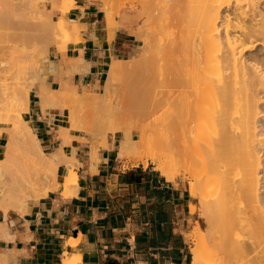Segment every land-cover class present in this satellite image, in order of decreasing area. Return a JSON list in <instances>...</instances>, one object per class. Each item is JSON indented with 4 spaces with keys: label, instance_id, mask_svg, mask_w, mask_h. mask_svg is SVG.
Here are the masks:
<instances>
[{
    "label": "bare ground",
    "instance_id": "6f19581e",
    "mask_svg": "<svg viewBox=\"0 0 264 264\" xmlns=\"http://www.w3.org/2000/svg\"><path fill=\"white\" fill-rule=\"evenodd\" d=\"M104 2L106 4L104 6H107L108 3ZM161 2L159 15L155 17L159 24L154 27L155 30L159 29V32L152 31V34L155 31L156 35L151 34L144 50L147 62L140 61L133 72L132 80L128 82L131 104L122 106V110L142 109L145 119L143 122L151 119L149 125L144 123L143 126L139 124L138 127H129L131 129L125 127L127 129L121 130L122 126L117 124L115 118V112H121L120 101H109L113 107L106 101L110 106L104 108L105 112L107 110L112 112L111 115L109 112L106 114L108 113L107 116L112 120L113 117L116 119L115 127H120L115 130V133L119 131L121 134L118 158L137 162L151 160L157 164L156 170L165 174L168 180L173 174L181 172L180 169L185 168L186 163L183 164L184 167L181 165L182 168L176 169L177 155L180 153L189 155L188 159L190 158L193 167L191 195L201 198L202 213L209 225L204 231L198 224L191 235L195 243L192 264H264V0H161ZM18 4L14 0H0V124L9 126L4 156L0 159V209L6 214L11 210L25 211L29 203L47 197L50 192L61 188L65 197L75 195L78 192V171L81 168V163L75 157L77 150L73 149L72 156L65 155L62 149L50 155L44 151L37 134L27 120L31 92L25 93V88L30 86L26 84L24 88L20 87L23 86L25 79L22 82L24 77L19 78L22 71L31 73L32 67V73H36L33 68L37 69L30 83L32 90L37 89L44 112L51 107L59 108L61 104L56 101H62L65 96L66 100L74 96L69 93L66 95L62 90L61 95H64L62 100H55L57 92L53 94L54 100L52 99L46 79L51 72L54 73L61 67L53 68L52 64L55 63L47 60L46 56L49 50L47 42L55 34L67 39L73 34L78 37L80 24L66 17L75 6V2L63 0L61 6L54 2L53 8L59 10L61 14L58 23L54 22L52 11L39 12L31 9L32 11L27 12ZM174 10L180 15L176 16V13L172 12ZM171 12L172 18L169 17ZM173 17L176 18L175 23ZM153 20L154 17L151 22ZM173 27L174 29L179 27L180 32L175 31L176 33H173L176 35L171 33L170 37V33H167ZM30 34L36 35L38 40H35V37L34 40L29 38ZM146 34L148 35L147 32ZM144 37L145 35L141 39ZM27 39L35 42L30 43L31 48L27 45ZM61 41L65 43L64 39ZM150 56L152 59H147ZM75 61L77 65L75 63H73L75 66L70 65L76 70H71L72 72L83 74L89 69L88 63L81 61V58ZM125 63L123 60H115L111 71L114 73L125 69L127 66ZM36 65H40L41 71ZM69 68L67 70H70ZM67 70L65 69L66 72ZM192 93L193 100L189 101ZM59 94L60 92L57 95ZM24 95L28 99L24 111H11L14 102ZM93 96L94 94H91L89 96L91 98L86 97L88 108L91 104H96L95 111L103 110L106 99L103 100L104 98L99 96L98 100L102 99L103 105L99 103L101 100L99 102L95 100L94 104L91 99L97 97ZM84 97L79 94L73 97L77 98V101L81 99L78 103L76 101L78 105L75 106V113L81 108L76 114L70 111L75 102L69 100L72 106L67 108L68 122L57 132L58 138L65 145L72 143L70 142L72 133L77 131L85 135L82 139L94 138V132L99 125L98 117L103 115L107 120L105 122L109 124L111 122L110 118L102 114L104 110L101 114L95 113L96 119L91 115L94 111L91 108L88 110L86 108L85 113L79 105ZM185 106L193 108V120H185L180 116L181 110L186 109ZM83 118L84 120L88 118V122L94 118L97 122L93 120L89 124H83ZM102 121L100 126L103 130L105 122ZM152 122L163 124V128L159 127L161 130L164 127L172 130V133L175 130L176 136H173V140L170 138L171 133L168 135L170 142H167L166 146L162 143L164 149H161V146L158 149L156 144L158 140H151L153 136H150V139L147 137L148 127L153 133L151 135L156 134L154 129H151V126H154ZM91 123H94L93 127ZM108 123H105L108 128L104 129L106 132L110 127ZM3 130L5 127H0V135ZM137 131L142 135L139 141L134 138ZM102 144L107 146L105 142ZM143 147L145 149L141 151ZM19 150L38 161L54 163L40 178V182L31 186L21 199L15 197L5 177V170L8 168L9 171L11 167L10 155ZM98 151L92 149V158L95 161H98ZM60 167L64 168L63 178L59 176ZM195 211L196 207L193 206L192 212ZM1 226L2 224L0 229ZM3 229L2 233L7 232L5 230L3 232ZM7 259L0 255L1 263L6 264ZM62 264H82L81 255L66 253Z\"/></svg>",
    "mask_w": 264,
    "mask_h": 264
},
{
    "label": "crops",
    "instance_id": "0c3cea01",
    "mask_svg": "<svg viewBox=\"0 0 264 264\" xmlns=\"http://www.w3.org/2000/svg\"><path fill=\"white\" fill-rule=\"evenodd\" d=\"M74 2L66 17L80 24L78 37L71 35L63 50L54 48L50 60L59 68L82 57L89 69L71 76L57 69L47 80L52 90L63 83L70 89L92 90L102 84L115 60L129 58L137 47L126 29L111 32L99 0ZM53 16L59 19V10ZM28 114L45 152L62 149L72 156L73 149L77 150L79 187L69 197L63 195V188L50 192L29 203L26 212L6 214L0 209V224L4 225L0 255L8 258L6 264H62L66 253L81 255L82 264H189L187 236L199 215L197 210L192 212L197 204L187 189L176 180L168 181L150 165L125 168L118 158L120 140L116 136L107 138L98 161L92 158L91 146L81 142V133H72V143L65 145L57 132L66 126L68 112L58 108L44 112L37 91L30 95ZM5 140L3 132L0 155Z\"/></svg>",
    "mask_w": 264,
    "mask_h": 264
},
{
    "label": "rangeland",
    "instance_id": "374dc122",
    "mask_svg": "<svg viewBox=\"0 0 264 264\" xmlns=\"http://www.w3.org/2000/svg\"><path fill=\"white\" fill-rule=\"evenodd\" d=\"M16 3H19L20 5H22V6H20L19 4V6L20 7H22L21 9H26V11L27 12H30V11H32V10H35V11H47V12H51L52 11V18L54 19V16H53V13H54V11L55 10H57V9H55V8H53V4H54V2L56 3V1L57 0H14ZM103 1V2H102ZM104 1H106L107 3H108V5L107 6H104V5H106L105 4V2ZM99 3L101 4V9H102V11H103V13L105 14V19H106V21H107V24H108V26H109V29L111 28V32H113L114 30H116V29H126L127 30V32L136 40V45H137V47H136V50H135V52L133 53V55H130L129 56V58H127V59H125V60H123V62L127 65V66H125V69H123V70H121V71H119V72H112L111 71V68H112V66H113V63H112V65L110 66V68H108L107 69V72L104 74V77H103V81H102V84L101 85H97L96 87H94L92 90H90V91H85V90H82V89H78L77 87H72V90L70 89V87L67 85V83H63L62 84V87L60 88V89H49V91H51V93H50V95H52L51 97H52V99L54 100V96H53V94L55 95L56 94V92H57V94H58V92H60V94H59V96H60V98H59V96L56 94L55 96H57V98L55 99V100H58V99H63V94L61 95V93H62V90H63V93L65 94L66 93V95H68V93H69V95H74L75 96V94H76V97H77V95L79 94L80 96H82V97H84L83 95H85V97L83 98L84 100L83 101H80V103H79V105L80 106H82V110H84V112H85V110H86V108H87V110L89 109V108H91L92 110H94L93 111V113H91V115H93L94 116V118L96 119L97 117V115L95 114L97 111H95L96 109V102H95V100H97L98 102L101 100V102H99L100 104H102V99H100V100H98V97L100 96V98L102 97V98H104L103 100H105L104 101V103L106 104L107 102H108V104L109 103H111L112 101L113 102H116V101H120V103H121V112H118V113H120V114H118L117 112H115L116 110H113V112H115L116 114H118V115H116L115 113V118L117 119V124L118 125H121L122 127H121V130H122V128H125V127H128V129H131V128H129V127H134V126H136V127H138V125L139 124H142L141 126H143L144 125V123H145V125L149 122V121H151V119H149V121L148 120H146V121H148V122H143V121H145V119L143 118V116H144V114H143V110L142 109H123L122 110V106H125V104L126 105H129V100H130V92H129V90H128V88H127V85H128V82L130 81V80H132V77H133V72H135L136 71V69H137V67H138V65H139V63H140V61H143V60H145V54H144V50H145V47H146V45L148 44V40H150L149 38H151L150 36H152L153 34H155L156 32L155 31H158L159 29H157V30H155V28L154 27H157V25L159 24V23H157V21H155V17H157L158 15H159V11H160V7H161V4H162V2H161V0H99ZM62 5V4H61ZM60 5V6H61ZM27 6H28V8H27ZM25 7V8H24ZM30 7V8H29ZM34 7V8H33ZM104 8H106V9H104ZM177 8V7H176ZM32 9V10H31ZM174 9V8H173ZM179 9V8H178ZM177 9V11H178V13H180V9L178 10ZM183 10V9H182ZM175 11V12H174ZM174 11H172L173 13H176V10H174ZM172 12L170 13V16L169 17H171V15H172ZM108 13H109V15L110 16H108ZM182 13V12H181ZM180 14H178L177 15V13H176V16H179ZM175 16V17H176ZM154 17V20L151 22V19ZM172 18V17H171ZM174 18V17H173ZM176 18H179V17H176ZM176 18H174L175 20H174V22L173 23H175L176 22ZM55 21V23H58L60 20L58 19V18H55L54 19ZM32 21V20H31ZM33 22V21H32ZM113 22V23H112ZM71 25H74L73 23H70ZM151 24V25H150ZM113 26V27H112ZM153 26V27H152ZM152 27V28H151ZM151 28V29H150ZM179 27H175V29H174V27H173V29H170V31L167 33V34H169L170 35V37H172V35H171V33H176V32H180V30L178 29ZM178 29V30H177ZM153 30H155L154 32H153V34H152V31ZM176 31V32H175ZM142 32V33H141ZM144 32H145V34H144ZM146 32L148 33V35L146 34ZM159 32V31H158ZM157 32V33H158ZM31 33V32H30ZM134 33V34H133ZM138 33V34H137ZM173 33V35H176V34H174ZM60 34V33H59ZM137 34V35H136ZM142 34H144L145 35V37L143 38L144 39V42H143V39H141V37L142 36H144V35H142ZM152 34V35H151ZM31 36L29 37V38H34L36 35H32V34H30ZM156 35V34H155ZM168 35V36H169ZM58 34H55L54 36H52V37H50V39H49V41L47 42L48 43V52H47V55L48 56H46V58H47V60H50V57H51V51L54 49V48H57L58 50H61L62 49V47H65V45L71 40V37L69 38V39H67V38H65V37H63V36H59ZM146 36H148V37H146ZM167 36V37H168ZM154 37V36H153ZM157 37H158V35H157ZM64 39V42L65 43H61L62 41L61 40H63ZM154 38H156V37H154ZM169 38V37H168ZM167 38V39H168ZM61 39V40H60ZM146 39V40H145ZM163 39H164V37H163ZM166 39V38H165ZM164 39V40H165ZM34 40V39H33ZM35 40H38L37 39V37H35ZM59 40V41H58ZM153 40V39H152ZM151 40V41H152ZM27 41V45H28V47H30L29 45H31L32 46V44H30L31 42L33 43V41H31L30 42V40H26ZM25 41V42H26ZM40 41V40H39ZM156 41V40H155ZM24 42V43H25ZM58 42V43H57ZM154 42V41H153ZM22 43H23V41H22ZM35 43V42H34ZM33 43V44H34ZM151 43V42H150ZM156 43H158L157 41H156ZM156 43H153L154 45L156 44ZM26 44V43H25ZM153 45V46H154ZM158 44H156V46H157ZM61 47V48H60ZM155 47V46H154ZM154 47H152V48H154ZM31 48V47H30ZM30 50V49H29ZM152 57H154V55L152 56ZM152 57L150 56V57H147V59H152ZM81 61H83V62H85V59H83L82 57H81ZM76 61L75 60H73V61H70V63L68 62V63H65V66L67 65H69L67 68H65V66H60L61 67V69L60 70H67L69 67V69L70 70H67V74H69V76H71L72 74H77V72H72L71 70H75V69H72V66H70V65H73V63H75ZM144 62V61H143ZM145 62H147V60H145ZM54 63V62H53ZM142 63V62H141ZM52 65H54V67L53 68H58V66H57V64L55 63V64H52ZM75 65H77V63H75ZM75 65H73V66H75ZM37 66V68H38V66H39V68H38V70L39 71H41V69H40V65H36ZM59 67V68H60ZM28 67H26V69H27ZM30 68V67H29ZM52 68V70L54 71V69ZM22 69H23V67H22ZM31 70H32V67L30 68ZM30 70V72L32 73V71ZM37 70V69H36ZM36 70H34V68H33V71L34 72H36L37 73V71ZM51 70V71H52ZM55 71H57V70H55ZM54 71V72H55ZM76 71V70H75ZM88 71V70H87ZM23 73H20V75H19V78H21V77H24V78H22V82L24 81V79H25V82H23V86H20V87H23L24 88V85H26L27 84V86H30L29 88L28 87H26L25 88V93L26 92H31L30 93V95H36V91H37V89L36 88H34L33 90L31 89V83H30V79H32L31 77H34L35 75L34 74H36V73H27V71L26 70H24V71H22ZM51 74H52V72H51ZM27 78H29V79H27ZM47 78H49V76L47 77ZM19 80V79H18ZM47 80L48 79H46V82H47ZM20 81V83H21V80H19ZM28 83H30V85H28ZM19 84V83H18ZM22 84V83H21ZM20 85V84H19ZM48 86V85H47ZM19 87V88H20ZM28 88V91L26 90ZM33 88V87H32ZM75 90V92H74V90ZM30 90H32V91H30ZM61 90V91H60ZM23 93H24V91H23ZM24 93V94H25ZM75 93V94H74ZM85 93V94H84ZM87 93H91V94H94V96H96L97 98L96 99H94L93 97V99H91L93 102H94V104L95 105H90V107L88 108V106H87V103H86V97H88V98H91V97H89V96H91V94L90 95H88ZM22 94V93H21ZM105 95V96H104ZM106 95H107V97H106ZM191 95V94H190ZM189 95V96H190ZM23 96V95H22ZM22 96H20L21 98L19 99V100H17V102H14V105H13V107H11L12 109H11V111H14V110H16V111H24V108H25V104H27L28 103V99H26V95H24V97H22ZM74 96H71L72 98H70L69 100L71 101V102H75L74 104H73V106H72V104L70 103V101L69 100H66V96H65V99H63L62 101H56V102H58V104L60 105V107L58 108V109H61V110H66L67 112L69 111L68 109H69V107H70V105L72 106V107H70L72 110H70V111H72V112H74L75 113V110H76V108H75V106L76 105H78L77 103L79 102V100H81V99H78V101H77V98H73ZM104 96V97H103ZM62 97V98H61ZM68 97H70V96H68ZM67 97V98H68ZM79 97V96H78ZM80 98V97H79ZM87 98V100H89ZM40 100V99H39ZM52 100V101H53ZM66 100V101H65ZM75 100V101H74ZM90 100V101H91ZM189 101L191 100H193V93H192V95L190 96V99H188ZM76 101H77V103H76ZM107 101V102H106ZM109 101H111V102H109ZM55 102V101H54ZM88 102V101H87ZM97 102V103H98ZM41 103V102H40ZM90 103V102H89ZM98 103V104H99ZM190 103V102H189ZM193 103V102H192ZM191 103V104H192ZM103 105V110H104V112H105V107H108V106H110V105H112V103L110 104V105ZM131 104V103H130ZM191 104H189L190 106H191ZM68 105V106H67ZM85 106V107H84ZM94 106V108H92ZM189 106V107H190ZM41 107H42V105H41ZM74 107V108H73ZM77 107V106H76ZM112 107H113V105H112ZM186 107V109H183V110H181L182 112H180V116L182 117V119H192L193 120V105H192V107H188L187 108V106H185ZM54 107H51V109H53ZM68 108V109H67ZM105 108V109H104ZM111 108V107H110ZM109 108V109H110ZM73 109H74V111H73ZM81 109V108H80ZM80 109L78 108V110L80 111ZM113 109H115V108H113ZM78 110L76 111V113H78ZM103 110H100V111H98L97 112V114H101V112L103 111ZM91 111V110H90ZM90 111H89V113H90ZM111 111V110H110ZM29 112V111H28ZM87 112V111H86ZM85 112V113H86ZM104 112H102V114H104V115H106V118H110V121L112 122H110V124L108 123V122H105V121H107L105 118H104V116L102 115V116H100V117H98V119L100 120V123H99V120H98V122L97 121H95V119L94 118H92L95 122H97V124H99L98 125V129H97V131H96V128L94 129V131H96V132H94L95 134H94V138H89L88 140L87 139H82L81 141L83 142L84 140H85V143H87V144H89L90 146H91V149H93V148H95L97 151L98 150H100V148L104 145V144H102V142H105V144L106 145H108V140L106 141V139L109 137V138H113V137H115L114 136V134L116 135V134H120L119 133V131L117 132V133H115L116 131L115 130H117L118 128L120 129V127L119 126H117V127H115V120H114V114H112V117H113V120L111 119V117L109 116H107V114H106V112H109V110H107L105 113ZM75 113V114H76ZM80 113V112H79ZM81 113H83L82 111H81ZM110 113H112V112H109V114ZM95 114V115H94ZM69 115V114H68ZM87 115H89L88 113H87ZM111 115V114H110ZM92 116V117H93ZM91 117V116H90ZM103 117V118H102ZM89 118V117H88ZM88 118H85V120H84V118H83V121H82V123L83 124H89V122H92V121H90L89 120V122H88ZM104 120V122L105 123H108V126H110L109 127V130L106 132L105 130H107L108 128H107V125L105 124V126H106V128H104L105 126H104V124H103V130L101 129V127L102 126H100V124L102 125V123L101 122H103L102 120ZM144 119V120H143ZM27 120H29V124H30V126L32 127V129H33V131L36 133V129H35V127L33 126V124L31 123V121H30V117H29V114L27 113ZM67 120H68V118H67ZM87 120V121H86ZM86 121V122H85ZM159 122V121H158ZM157 122V124H153V122H152V125H154L153 127L151 126V129H154V132L156 133V134H158V135H156V134H154V135H151V134H153L151 131H149V127H148V135H147V137H149V139H150V136H153V137H151L152 139V141H154V140H158L157 142H156V144L158 145V149L159 148H161V149H164V145L166 146V143L167 142H170V140H168V139H172L173 140V136H176L175 134L176 133H174L175 132V130H174V134L172 133V130L170 131V129L168 128L167 129V127L165 128L164 127V129H166V130H164V129H159V127H162L163 128V124L161 125V124H159V123H161V122H159L158 123ZM156 123V122H155ZM94 125V123H91V126L93 127V125ZM116 124V125H117ZM148 125H149V123H148ZM95 126H97V125H95ZM0 127H5V130H3L2 132H4L5 133V138H6V140H5V142H4V147L2 148V150H1V152H2V154L0 155V159L1 158H3V156H4V152H5V144H6V142H7V139H8V137H9V131H8V129L7 128H9V126L8 125H3V124H0ZM99 127H100V130H99ZM158 127V128H157ZM117 128V129H116ZM105 129V130H104ZM125 129H127V128H125ZM133 129V128H132ZM137 129V128H136ZM172 129V128H171ZM98 130H99V132H98ZM124 130V129H123ZM133 130H135V129H133ZM156 130H158L157 132H156ZM161 130V131H160ZM167 130H169V131H167ZM104 131L106 132V134L104 133ZM147 131V130H146ZM164 132V134H163V132ZM78 132V131H77ZM102 132V133H101ZM170 132V133H169ZM74 133V132H73ZM78 133H80V132H78ZM96 133L98 134V135H96ZM165 133H166V135H165ZM168 133V134H167ZM171 133H172V136H170V138H168V135H171ZM81 134H83V133H81ZM134 134H135V132H134ZM162 134H163V136H164V138H162ZM96 135V136H95ZM103 135H105V136H103ZM141 132L140 131H137V134H136V136L134 137L135 139H137L138 141L140 140V138H141ZM155 135H156V138L154 139V137H155ZM85 135L83 134V137H84ZM166 136V137H165ZM103 137H104V140L105 141H103ZM119 140H121V134L120 135H117L116 136ZM146 137V136H145ZM160 139H159V138ZM162 139H164L163 141H162ZM167 139V140H166ZM171 140V141H172ZM91 142V143H90ZM107 142V143H106ZM93 143V144H92ZM120 143V142H119ZM155 143V142H154ZM154 143H152V144H154ZM159 143V144H158ZM162 143H165L163 146H162ZM102 145V146H101ZM96 146V147H95ZM152 146V145H151ZM161 146V147H160ZM103 147H105V146H103ZM107 147V146H106ZM153 147H155V145L153 146ZM145 148L143 147L142 149H141V151H143ZM154 149V148H153ZM158 149H156V150H158ZM118 150H119V147H118ZM156 150H152V152L153 151H155L156 152ZM161 151L162 150H160V153H161ZM47 152V151H46ZM99 152V151H98ZM158 152H159V150H158ZM165 151H163V153H164ZM48 154V153H47ZM48 155H50V154H48ZM188 157H189V155L187 156L186 154H183V153H180V154H178L177 155V157H176V159H177V168L176 169H180L179 167H181L182 168V166L184 167V165L183 164H185V168L183 169H180L179 171H181V172H179L178 174L176 173V174H173L169 179H168V181H174V180H176L174 183H180V185L183 187V188H185V189H187V191L191 194V184H190V182H192V179H193V167H192V165L190 164L191 163V161H190V158L188 159ZM9 158V157H8ZM10 158H11V167H9L10 168V170L8 171V168H7V170H5L6 171V183L9 185L10 184V187L12 188V190L14 191V195H15V197H17V199H21L23 196H24V194L25 193H27L28 192V189L31 187V186H34L35 184H38L39 182H40V178L45 174V173H47V171H49L50 169H51V167L53 166V164L54 163H49V162H47V161H38L37 159H35L34 157H32L31 155H29L28 153H25V152H22V151H18V152H14L13 154H12V156L10 155ZM120 161H121V164L125 167V168H128V167H131V166H138V165H144L145 167H147V166H151V167H153V168H157V164H154L151 160H142V161H134V160H131V159H119ZM8 161V160H7ZM148 163H147V162ZM9 162V161H8ZM8 162H6V164L8 163ZM10 163V162H9ZM9 163H8V165H9ZM182 165V166H181ZM187 165V166H186ZM188 167V168H187ZM188 170H189V172H188ZM163 177H165L166 178V175L165 174H163L162 172H160V171H158ZM173 172H175V170H173ZM64 168L63 167H60V170H59V176L60 177H62L63 178V176H64ZM167 179V178H166ZM201 191H202V189H201ZM194 199H195V201H196V210L198 211V215H199V217H197V220H199V222L198 223H196L194 226H193V229H192V232L187 236L188 237V239H189V242H190V261H189V264H192V258H193V249L195 248V243L193 242V240H192V237H191V235L193 234V232H195V230H196V228L200 225L201 227H202V229H204V231H206L208 228H209V225H208V223H207V221H206V219H205V217H204V214L202 213V211H203V204H202V200H201V198L200 197H194ZM199 224V225H198ZM0 264H3V262L1 263L0 262Z\"/></svg>",
    "mask_w": 264,
    "mask_h": 264
}]
</instances>
